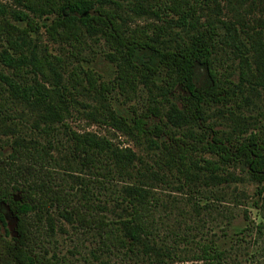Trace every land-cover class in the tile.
Here are the masks:
<instances>
[{
	"label": "trees",
	"instance_id": "obj_1",
	"mask_svg": "<svg viewBox=\"0 0 264 264\" xmlns=\"http://www.w3.org/2000/svg\"><path fill=\"white\" fill-rule=\"evenodd\" d=\"M130 2L128 10L121 0H13L19 8L0 4V15L3 17L0 30L5 43L0 52V63L11 73L0 75V89H5L11 99L36 110L37 119L46 129L50 130L57 123L66 128L63 114L70 112L71 106L66 99L67 81L73 88L80 85L87 93L105 103L114 88L113 84L99 81L93 71L82 68L79 63L82 60L77 53L80 40L85 35L101 36L111 50L120 56L122 66L133 69L144 83L158 79L168 91L179 90L177 98L182 108L170 105L164 115L166 121L157 111L148 109L141 114L135 113L128 122L116 116L107 108L109 106L100 104L85 114L88 119L103 122L128 135H149L161 139V154L167 164L177 170L182 169L181 174L190 183L197 179V171H201L208 174L204 177V184H218L224 180V172L230 174L225 168L242 164L264 193V142L258 132L260 130L248 131L245 125L249 121L245 119L243 127L235 122L232 133L227 138H221L207 125L203 109L207 104L221 103L227 98V81L221 79L212 61L213 49L218 41L227 46L241 45L242 63L247 67L246 73H241L242 80L248 82L251 79L255 81L252 84L264 86V41L260 34H256V38L249 36L251 44L247 47L235 27V24L242 27L243 19L237 18L234 22L222 19L218 0ZM261 8L264 12V1ZM205 10L208 11L206 15L203 13ZM128 11L135 19H151L154 22L151 34H148L146 27L130 29L127 25L130 19ZM46 18H50L49 22L42 27L48 38L67 47L69 54L78 62L63 82L62 73L57 68L61 58L47 52L46 48L40 55L33 41L32 33L39 27L37 20ZM263 21L260 18L259 24L264 28ZM170 27L177 28L184 36L179 37L173 47L162 46V36L165 29ZM221 28L224 32L218 40ZM199 68L205 72V82L197 86L195 74ZM43 70L51 74L50 86L38 82L36 78L31 82L25 81L29 73L38 78L43 75ZM123 70L120 68V78H123ZM150 113L157 115L158 123L148 125L146 119ZM186 125H195L202 131L198 133V139H195L196 135H190L194 140L188 141L184 136L170 134V127L180 129ZM68 131L74 157L81 166H94V153L106 151L118 170L137 178V183L125 190L133 201L130 218L123 221L126 239L116 238L108 223L92 213L87 203H72L63 192L49 187L40 175L43 168L41 155L31 152L23 145V140L16 139L6 157L0 152V227L6 228L5 213L13 220V236L8 238L6 229L5 235H0V264H60L54 257L48 258L33 250L37 216L47 212L51 206L69 219L72 217L80 229L95 230L101 252H109L120 245H126L130 251L137 245L149 247L146 234L151 226L149 218L155 201L149 182L156 180L158 174L155 171L148 173V169L144 172L136 169L135 162H140V158L128 148L113 147L109 139L92 133L80 135L70 129ZM148 141L156 145V142ZM196 154L201 156L193 157ZM203 154L212 158H205ZM133 169H136L134 174ZM192 185L195 186L194 182ZM150 250L156 256L161 255L155 248ZM209 250L204 247L197 260L204 264H221L217 259L220 253L212 254Z\"/></svg>",
	"mask_w": 264,
	"mask_h": 264
},
{
	"label": "rangeland",
	"instance_id": "obj_2",
	"mask_svg": "<svg viewBox=\"0 0 264 264\" xmlns=\"http://www.w3.org/2000/svg\"><path fill=\"white\" fill-rule=\"evenodd\" d=\"M130 1L121 0L127 10ZM218 1L222 19L233 22L237 18L243 19L244 25L235 24V27L247 47L251 44L249 36L256 38V34H260L264 41V28L259 24L260 18L264 20L261 8L264 0ZM0 4L19 8L13 0H0ZM203 13L208 14V11ZM128 17L130 29L146 27L148 34L153 31L154 22L151 19H135L129 11ZM2 19L0 15V21ZM49 19L37 20L39 27L32 37L40 55L46 48L47 52L61 58L57 68L62 73L63 82L78 62L69 54L67 47L48 38L42 25L48 23ZM223 32L221 28L218 40L222 38ZM181 36L184 34L177 28H167L161 45L173 47ZM3 37L0 30V52L5 44ZM242 50L243 47L238 43L227 46L218 41L214 46L213 67L221 79L227 81V98L224 102L203 107L206 123L219 137L227 138L235 122L243 127L244 120L248 119L245 127L248 131L260 130L258 132L264 142V86L252 84L255 81L251 79L248 82L242 80L241 73L247 71L242 63ZM77 53L82 59L79 61L82 68L93 71L99 81L113 84L107 103L87 93L80 85L73 88L67 81L66 99L71 102L70 112L63 114L67 127L57 123L48 130L37 119L36 110L11 99L5 89H0L1 155L6 157L14 140H23V145L31 152L41 155L43 168L40 175L49 187L63 192L72 203H87L92 213L108 223L116 238L125 240L123 221L130 218L133 203L125 190L137 178L118 170L106 151L94 153V166H81L74 157L68 129L80 135L92 133L109 139L113 147L130 149L140 158V162H135L136 169L141 172L148 169V173L155 171L158 174L156 180H146L151 184L150 190L155 200L146 238L149 247L157 249L158 255H161L156 256L149 247L141 245L132 251L126 245H120L109 252H101L95 230L80 229L72 217L69 219L54 206L37 216L34 252L48 258L54 257L60 264H204L197 257L202 255L204 247H208L212 254L220 253L217 259L221 264H264V193L260 191V185L252 180L246 167L237 164L225 168L230 174L224 172L225 178L218 184H204V177L208 174L197 171L193 187V182L186 181L181 174L182 169L177 170L167 164L161 154V139L149 135H128L103 122H94L85 115L101 104L109 106L107 108L116 116L128 122L135 113L141 114L148 109L157 111L166 121L164 115L170 105L182 108L177 98L179 90L175 88L168 91L158 79L144 83L133 69L122 66L120 56L111 50L101 36L85 35L77 44ZM120 68L124 69L121 72L123 78L119 76ZM2 74L11 75L10 70L0 63ZM34 78L47 86L52 82L47 70H43V75L38 78L29 73L25 81L31 82ZM204 82L205 72L199 68L195 83L200 86ZM146 120L148 125H152L158 123L159 118L150 113ZM169 131L171 135L184 136L188 141L194 140L190 135L198 139V133L202 132L195 125L180 129L170 127ZM148 139L156 142L157 146ZM200 156L196 154L193 157ZM202 156L212 158L208 154ZM136 169L132 170V174ZM4 216L7 224L6 228L0 227V235L4 236L6 229L9 238L13 236V220L7 213Z\"/></svg>",
	"mask_w": 264,
	"mask_h": 264
}]
</instances>
